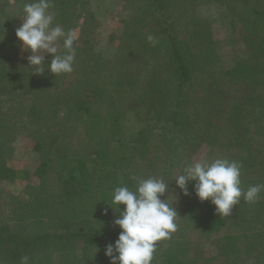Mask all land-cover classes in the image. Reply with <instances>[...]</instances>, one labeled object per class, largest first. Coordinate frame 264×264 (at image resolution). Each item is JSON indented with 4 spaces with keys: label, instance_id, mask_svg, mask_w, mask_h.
<instances>
[{
    "label": "trees",
    "instance_id": "trees-1",
    "mask_svg": "<svg viewBox=\"0 0 264 264\" xmlns=\"http://www.w3.org/2000/svg\"><path fill=\"white\" fill-rule=\"evenodd\" d=\"M15 1L20 9L32 2ZM239 2L249 13L247 28H238L239 20L232 18V36L224 41L214 37L212 25L199 17L182 33L174 17V0H123L133 13L124 22V37L111 59L92 47L96 17L84 6L85 0H53V26L78 30L73 71L54 75L46 67L51 60H44L45 71L35 73L28 61L0 54V259L4 264H20L25 255L29 264H111L105 248L114 244L122 230L114 224L120 213L109 203L115 187L134 190L138 179L144 178L142 168L131 170L149 163L141 164L137 153L149 147L150 130L155 128V136L168 141L158 146L162 154L152 165L158 164L162 180L171 186L173 171L185 163L196 145H213L216 140L218 128H210L207 122L213 123L209 105L222 92L217 71L224 68L233 82L253 86L264 76L260 71L264 66V1ZM149 35L155 44L147 39ZM60 51H64L63 44ZM199 91H206L205 97L188 105L187 98ZM257 93L262 106L255 115L245 112V119L264 124L262 85ZM143 110L154 119L138 131L144 146L119 151L113 141L123 114L141 117ZM234 112L233 105L227 118L235 116ZM18 132L27 135L32 151L23 180L14 189L16 172L9 161L20 142ZM241 139L238 144L244 145L252 138L245 134ZM220 145L226 150L220 158L242 164V189L256 185L248 172L254 162L245 146H234V139ZM261 197L264 191L254 203L241 197L230 216L220 217L210 200L201 201L195 193L175 210L186 227L193 224L196 228L202 222L198 225L204 229L201 233L219 240L218 255H227L226 264H237L241 256L249 258L247 252L254 247L263 253L257 241L264 239V232L253 228L256 217L264 216L258 215L264 208ZM197 213L201 218L192 217ZM231 227L238 230L223 233ZM183 228L180 225L170 239L157 242L151 264H193V245L202 240L184 237Z\"/></svg>",
    "mask_w": 264,
    "mask_h": 264
},
{
    "label": "rangeland",
    "instance_id": "rangeland-1",
    "mask_svg": "<svg viewBox=\"0 0 264 264\" xmlns=\"http://www.w3.org/2000/svg\"><path fill=\"white\" fill-rule=\"evenodd\" d=\"M188 2L183 4L181 1L177 2L174 0V17L178 22L179 29L182 33L186 34L188 28L193 26L194 18H201L203 22L212 25V35L222 40H230L232 36V29L230 28L229 22L232 18L239 20L237 26L238 28H245L247 21L250 19L249 13L246 10V7L243 6L239 0H221L223 3L220 4L219 0H187ZM253 2V0H250ZM264 1V0H260ZM0 5H3L4 11L3 17L0 16V42L4 44V50H2V56L11 58L13 61L24 60L28 61L27 57L31 55L30 50H22V41H20L16 36V29L19 28L23 22V9H20L19 4L15 0H0ZM23 5V4H22ZM87 10L91 11L95 15L96 22L94 23V34L92 37V47L95 52L100 54L104 58H113L116 53V44L118 43L120 37H124L123 32L125 30V21L129 14H132V8L124 5L123 0H85L84 5ZM63 28V27H62ZM247 28V26H246ZM245 28V29H246ZM78 36V30H73ZM67 32V31H66ZM237 33V32H236ZM113 34L114 36L110 35ZM264 37V33L262 34ZM113 40V42H111ZM62 40L58 42L59 50L62 47ZM257 54H260L258 50ZM53 54L46 53L45 60H52ZM221 70V71H220ZM218 70V74L221 76L219 82H222L221 94L215 97V100L209 105L211 108V115L213 123L207 122L210 128L217 126L218 132H216V140L213 145H203L204 143H199L196 146L198 148L194 149L190 153L185 161V163L180 164L173 171L174 180L172 185L167 187L166 192L161 196L162 200H167V203L173 205V207H179L184 202V198L188 196L190 198L191 194L195 193L194 184L195 181H191L187 184L188 195L184 194V191L177 187L175 182V177L180 175L183 171V168L192 162L199 160L202 157H207L210 161L220 158L226 150L220 147V144L226 145L228 139H234V146H245L246 153L248 158H251L254 162V166L248 168L249 175L256 180V184L263 182L264 183V124L258 121L254 122V119L247 121L245 117L249 114H256L257 109L261 108L262 101L259 99V94L257 93L261 85L264 89V76L258 79V82L255 86L249 85L248 83H243L240 80H230V75L225 74L224 68ZM260 71L264 75V66L260 68ZM206 71L204 70L202 75ZM208 80V79H207ZM206 81V80H205ZM210 83L207 82L205 86H208ZM198 87V85H197ZM197 89L195 90V92ZM226 91V93H225ZM246 91V92H245ZM206 91H199L195 95H191L187 98L188 105L198 102L205 97ZM261 98V97H260ZM235 106V116H230L227 118V113L230 112L232 106ZM141 117L134 116L132 113L123 114L120 121V132L115 137L113 145L117 146L121 152H131V148L136 146H144L142 144V137L138 134V131L145 124L147 125L148 120L152 119V114L147 113L143 110ZM243 114V115H242ZM231 115V114H230ZM155 129V128H153ZM150 130V137L146 139V146H149L144 150L143 153L138 152L137 155H140L139 162L145 164L148 160V165L142 167L137 164L134 165L131 171L136 170L137 168H142L144 172V178L147 179L150 177H155L162 179V169L153 163H157V155L162 154L158 150V146H166L167 140L163 136L157 135V130ZM248 134L251 136L248 144H238L242 139V136ZM21 135V136H20ZM20 136V137H19ZM27 135L24 132H18L17 138H20V142L17 144V149L14 154V157L9 161V165L15 168L16 181L14 183V189L19 186V181L23 180L24 171L29 163V158H31L32 143L27 141ZM77 138H81L76 136ZM213 142V141H212ZM195 146V145H194ZM203 146V147H202ZM206 146V147H205ZM250 146V151L247 150V147ZM133 151V150H132ZM9 184V183H7ZM7 184H4L3 187H7ZM260 201L264 202V197L260 198ZM257 214V213H256ZM255 216H260L264 214V208L259 210V214ZM195 215V216H194ZM199 215L201 213L193 214L192 217L201 218ZM181 214H178L176 218L177 228L179 226H184L180 230L183 233L184 237L190 239L200 238L202 242L195 243L193 248V253L195 252L196 260L193 264H226L225 260L228 259L227 255H218V245L219 240L216 235H209L205 237L201 232L204 230L199 226H202L200 222L196 228L193 224L191 227H186V223L182 225V222L179 221ZM256 224L252 226L258 230L264 232V216L256 217ZM194 227V228H193ZM247 228V227H246ZM238 230L236 227H231L228 230H223V233H234ZM220 233L219 235H221ZM204 240V241H203ZM260 247L263 249V253L258 252L257 248L254 247L250 249L247 253H250V257L246 258L245 255L239 258L237 264H264V239L257 241ZM258 255V258L255 256ZM254 256V258H253Z\"/></svg>",
    "mask_w": 264,
    "mask_h": 264
},
{
    "label": "clouds",
    "instance_id": "clouds-1",
    "mask_svg": "<svg viewBox=\"0 0 264 264\" xmlns=\"http://www.w3.org/2000/svg\"><path fill=\"white\" fill-rule=\"evenodd\" d=\"M53 0H32L23 8V24L16 29L17 38L22 41V50L31 52L27 57L35 73H43L47 67L54 75L71 73L76 56L73 47L77 39L74 31L67 32L58 24L54 25L56 13L50 11ZM147 39L156 43L153 36ZM62 40L64 51L58 42ZM53 54L50 64L45 67V54ZM242 164L237 160L202 157L187 164L180 175L175 177L176 185L188 195L187 184L195 181L194 191L201 201L210 200L219 216H230L233 206L241 197L247 203H254L264 191V184L251 185L245 191L241 187ZM168 184L162 179L140 178L135 189L127 186L115 187L109 203L120 213L114 224L122 230L114 244L109 243L105 255L111 264H151L157 242L171 238L177 230V211L162 200ZM125 207L120 209V205ZM107 209H105V214ZM118 254V255H117ZM0 264L4 261L0 259ZM20 264H29L27 255Z\"/></svg>",
    "mask_w": 264,
    "mask_h": 264
}]
</instances>
